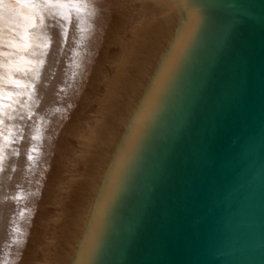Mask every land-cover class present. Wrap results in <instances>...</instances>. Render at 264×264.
<instances>
[{"label": "water", "instance_id": "obj_1", "mask_svg": "<svg viewBox=\"0 0 264 264\" xmlns=\"http://www.w3.org/2000/svg\"><path fill=\"white\" fill-rule=\"evenodd\" d=\"M117 2L32 264H264V0Z\"/></svg>", "mask_w": 264, "mask_h": 264}, {"label": "rangeland", "instance_id": "obj_2", "mask_svg": "<svg viewBox=\"0 0 264 264\" xmlns=\"http://www.w3.org/2000/svg\"><path fill=\"white\" fill-rule=\"evenodd\" d=\"M117 1L0 0V264H32L88 145L84 125L97 118L91 102L121 26Z\"/></svg>", "mask_w": 264, "mask_h": 264}, {"label": "bare ground", "instance_id": "obj_3", "mask_svg": "<svg viewBox=\"0 0 264 264\" xmlns=\"http://www.w3.org/2000/svg\"><path fill=\"white\" fill-rule=\"evenodd\" d=\"M84 13V12H83ZM85 21V20H84ZM81 61V60H80ZM79 63V62H78ZM77 64V63H76ZM87 92V91H86ZM55 105V104H54ZM51 110H52V108H50ZM57 109H59V110H62V109H64V106H61L60 108H57ZM54 111V110H53ZM41 119V118H40ZM43 120V119H42ZM42 136V135H41ZM43 139H44V137H42V141H43ZM50 147V141H49V139H47V141H45V145H44V148H46V147ZM47 147V148H48ZM43 148V151L45 150ZM46 150H48V149H46ZM43 155V154H42ZM44 156V155H43ZM17 239V238H16Z\"/></svg>", "mask_w": 264, "mask_h": 264}]
</instances>
